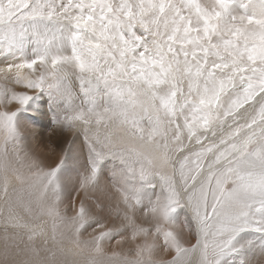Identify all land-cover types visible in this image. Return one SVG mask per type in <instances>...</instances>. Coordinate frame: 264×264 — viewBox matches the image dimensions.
<instances>
[{"label": "snow or ice", "instance_id": "1", "mask_svg": "<svg viewBox=\"0 0 264 264\" xmlns=\"http://www.w3.org/2000/svg\"><path fill=\"white\" fill-rule=\"evenodd\" d=\"M0 57V264L264 258V0H0Z\"/></svg>", "mask_w": 264, "mask_h": 264}, {"label": "rangeland", "instance_id": "2", "mask_svg": "<svg viewBox=\"0 0 264 264\" xmlns=\"http://www.w3.org/2000/svg\"><path fill=\"white\" fill-rule=\"evenodd\" d=\"M245 2H246V0H245ZM0 66H3V58L2 57H0ZM35 129H36V136H35V138H36V140H34V142H35V145L37 146V147H39V149H40V151L41 152H39V155H40V158H41V156H42V160H45V156L47 155L48 156V160L49 161H51V160H54L55 162H58V156H59V154H60V151H61V149H60V147H57L56 145H54V144H49L48 142H47V138L52 134V126L50 125V124H47V122H41V123H39V124H37V125H35ZM65 135L66 136H68V137H71L72 136V133H70V132H66L65 133ZM43 138V140H44V143H41V139ZM37 142V143H36ZM41 144V145H40ZM41 146V147H40ZM64 146H66V145H64ZM42 150H43V152H42ZM36 153H38V152H36ZM43 154V155H42ZM49 156H51L50 158H49ZM46 161V160H45ZM49 161H46L48 164H53L52 163V161L51 162H49ZM110 167V166H109ZM107 180V182H108V178L106 179ZM2 204H0V207H2L1 206ZM0 220L2 221V213H0ZM3 222V221H2ZM0 223V233H1V229H3V223ZM3 233V232H2ZM1 233V234H2ZM0 234V236H2ZM184 239H185V241H188V242H194V239H193V237L190 235V234H188V233H185L184 234ZM129 244H125V245H123V247L121 248V249H119V250H122V249H124L125 247H129L128 246ZM114 246H116L115 245V241H113V242H111L110 244L109 243H106L105 244V248H106V250H110L112 247H114ZM158 258V257H157ZM170 258V257H169ZM193 260H195V257H193ZM261 260H264V258H261V257H258L257 258V264H258V262L259 261H261Z\"/></svg>", "mask_w": 264, "mask_h": 264}, {"label": "bare ground", "instance_id": "3", "mask_svg": "<svg viewBox=\"0 0 264 264\" xmlns=\"http://www.w3.org/2000/svg\"><path fill=\"white\" fill-rule=\"evenodd\" d=\"M34 140H36V138H35ZM34 140H33V138H32L31 136L29 137V141H30V149L33 150L34 152H38V154H39V152H41V151H40L39 147H37V146L35 145ZM36 143H37V142H36ZM40 145H41V144H40ZM40 147H41V146H40ZM42 152H43V150H42ZM43 153H44V152H43ZM42 155H43V154H42ZM47 155H48V154H47ZM47 155H46L44 158H45L46 161H49ZM50 157H51V156H49V158H50ZM41 159H42V156H41ZM45 160H43L44 163H45V164H48ZM51 161H52V163L55 162L54 160H51ZM51 161H49V162H51ZM109 176H110V172H109L108 168L106 167V169H105V174H104V176L102 177V185L105 184V183H107V180H106V179L109 178ZM1 206H2V205H1ZM0 217H1V216H0ZM2 221H3V219H2ZM2 221L0 220V223H1ZM2 223H3V222H2ZM1 233H2V229H1ZM1 233H0V234H1ZM2 234H3V233H2ZM2 234H1V235H2ZM112 242H113V241H112ZM128 246L130 247V245H128ZM114 247H115V246H114ZM129 247H128V248H129ZM128 248L125 247V248L122 249L121 251L126 253L127 250H128ZM258 264H259V262H258Z\"/></svg>", "mask_w": 264, "mask_h": 264}]
</instances>
